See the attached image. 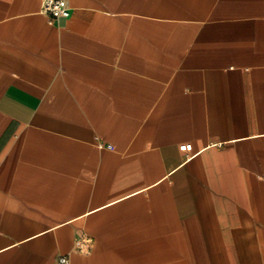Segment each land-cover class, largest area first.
<instances>
[{
    "label": "crops",
    "instance_id": "obj_1",
    "mask_svg": "<svg viewBox=\"0 0 264 264\" xmlns=\"http://www.w3.org/2000/svg\"><path fill=\"white\" fill-rule=\"evenodd\" d=\"M65 3L0 0V264H264V0Z\"/></svg>",
    "mask_w": 264,
    "mask_h": 264
},
{
    "label": "built area",
    "instance_id": "obj_2",
    "mask_svg": "<svg viewBox=\"0 0 264 264\" xmlns=\"http://www.w3.org/2000/svg\"><path fill=\"white\" fill-rule=\"evenodd\" d=\"M41 12L53 18L69 16V9L65 0H42ZM90 244L91 239L87 236H78L75 240V248L81 253L88 252ZM57 262L58 264H68V257L62 255L58 257Z\"/></svg>",
    "mask_w": 264,
    "mask_h": 264
}]
</instances>
